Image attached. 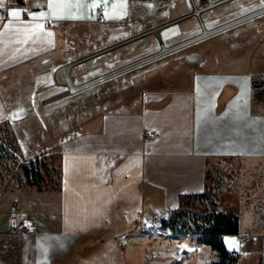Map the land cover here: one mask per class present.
<instances>
[{"label":"crops","instance_id":"crops-1","mask_svg":"<svg viewBox=\"0 0 264 264\" xmlns=\"http://www.w3.org/2000/svg\"><path fill=\"white\" fill-rule=\"evenodd\" d=\"M102 3V31H120L131 13L129 0H26V14L17 0H4L0 122L8 115L3 98L7 74L36 65L49 79L56 67L90 55L70 57L82 51H65L63 37L66 31L74 39L81 28L91 31ZM13 10L21 16L12 18ZM168 12L173 15L159 25L185 13ZM227 19L204 25L215 27ZM180 20L156 31L165 45L199 30L197 21L194 28L168 29ZM122 60L108 57L77 72L72 70L76 63L70 77L79 83L124 65ZM254 76L197 74L190 88L150 94L134 111L103 114L95 129L61 143L55 190L0 189L10 197L0 208V264H212L218 254L202 239L179 238L161 222L184 197L204 191L209 160L264 156V102L254 104ZM150 131L156 136L144 138ZM240 235L239 229L237 235L222 236L230 253H244ZM230 237L236 241L232 246L226 243ZM116 238L125 240L124 248ZM254 264H259L257 257Z\"/></svg>","mask_w":264,"mask_h":264},{"label":"rangeland","instance_id":"rangeland-1","mask_svg":"<svg viewBox=\"0 0 264 264\" xmlns=\"http://www.w3.org/2000/svg\"><path fill=\"white\" fill-rule=\"evenodd\" d=\"M260 2L233 0L205 11L202 17L206 22L230 19L257 7ZM129 4L131 13L120 29L123 39H116L120 31L114 27L102 31L104 26L99 20L91 24L90 33L81 28L78 38L65 32L63 49L82 51L81 55L70 57L93 54V50L99 52L136 37L78 63L73 71H83L108 57H121L123 64H127L157 51L159 35L141 34L173 15L168 11L183 13L190 9L185 0H129ZM195 22V17L189 16L169 25L168 29L194 28ZM198 32L200 28L195 34ZM140 53V57H134ZM55 69L49 79L36 65L9 73L3 79L8 115L0 122V189L55 190L59 146L69 138L95 129L103 114L134 111L150 94L188 89L197 74L249 72L254 76L264 71V15L74 94L55 84ZM254 99V104H262L258 98ZM9 199L7 193L0 192V208L8 205ZM212 213L234 215L240 236L246 238L239 246L244 253L233 264H254L256 257L259 263L264 250V156L209 160L204 191L184 197L166 221L170 218L173 221V230L169 227L172 235L201 239L194 231L208 228ZM231 240L235 238L226 241Z\"/></svg>","mask_w":264,"mask_h":264},{"label":"built area","instance_id":"built-area-1","mask_svg":"<svg viewBox=\"0 0 264 264\" xmlns=\"http://www.w3.org/2000/svg\"><path fill=\"white\" fill-rule=\"evenodd\" d=\"M189 3V7L190 9L185 12L180 18H186L189 16H193L195 17L198 27L201 29L203 28L204 25V19L202 17V14L212 8L221 6L225 3L231 2L233 0H187ZM18 4L24 9V13H27V9H26V0H17ZM105 7L106 4L102 3L101 5H99L98 7V12L96 14L97 20L102 21L105 19ZM259 14H263L264 15V0H261L260 5H258L257 7H254L253 9H250L240 15H237L235 17H232L230 19L225 20L224 22L216 25L217 26H222V25H230V27L239 25V24H243L246 23L252 19H255L257 17H259ZM261 16V15H260ZM195 35L188 37L186 39L180 40L178 42H175L173 44L167 45V50L169 52H166V54L171 53L173 51L179 50L181 48H184L188 45H191L199 40H195ZM183 43H186L184 46L182 45ZM163 45L164 43L162 41H160L159 43V49L157 51H154L152 53H149L148 55H145L143 57H141L137 62L136 66H139L141 64H144L146 62L155 60L157 58L162 57L165 54H162L165 51H161L163 49ZM134 66V67H136ZM134 67L128 68L124 71L130 70ZM57 70L58 67L55 69L54 73H53V79L56 85L64 87L65 91L69 94H74L77 93L83 89L92 87L94 85L97 84H101L103 82H105L106 80L112 78L113 76L121 73H117L116 71H113L114 69H109L108 71L102 72L94 77L88 78L82 82H79L80 86L78 87V89L73 90L70 89L69 86L64 83L61 79H59V76L57 74ZM122 71V72H124ZM65 81V80H64ZM250 87H251V91H252V95L254 98H258L260 100H262L264 102V71L259 72L256 76L252 77L250 79ZM144 138H153L156 136V134L153 131L144 133ZM11 209H15V205L13 204L11 206ZM155 220H160V218L158 216L155 217ZM239 241L243 242L246 240V238L244 236H239ZM116 243L121 247L124 248L126 242L125 240H123L122 238H116L115 239ZM232 255L236 258L239 259L242 257V253L240 251H234L232 252ZM259 264H264V250H263V256L262 259L260 260Z\"/></svg>","mask_w":264,"mask_h":264},{"label":"trees","instance_id":"trees-1","mask_svg":"<svg viewBox=\"0 0 264 264\" xmlns=\"http://www.w3.org/2000/svg\"><path fill=\"white\" fill-rule=\"evenodd\" d=\"M162 221L163 226L171 227L173 230V221ZM209 227L203 230H195L194 233L200 234L203 243L211 247L218 254L217 260L212 264H233L236 258L230 253L223 241L224 235H237L239 233V223L232 214L212 213L209 216Z\"/></svg>","mask_w":264,"mask_h":264},{"label":"bare ground","instance_id":"bare-ground-1","mask_svg":"<svg viewBox=\"0 0 264 264\" xmlns=\"http://www.w3.org/2000/svg\"><path fill=\"white\" fill-rule=\"evenodd\" d=\"M260 15H263V14H259L258 16H260ZM230 25L228 24V25H222V26H217V27H206V26H204L203 28L200 29V32L195 34V39L193 41H195V40L201 41V40L206 39L208 37H211V36H213L215 34L221 33L223 31H226V30H228L230 28L235 27V26L230 27ZM236 26H238V25H236ZM185 44L186 43H183L182 45L184 46ZM167 49H168L167 45L164 44L163 45V49L161 51H165V52H163L162 54H166V52H169V51H166ZM70 67H71V63L59 66L58 70H57V74L59 76V79H61L64 83H66L69 86L70 89L76 90V89H78L80 84L72 81V79L70 77V72H69Z\"/></svg>","mask_w":264,"mask_h":264},{"label":"water","instance_id":"water-1","mask_svg":"<svg viewBox=\"0 0 264 264\" xmlns=\"http://www.w3.org/2000/svg\"><path fill=\"white\" fill-rule=\"evenodd\" d=\"M180 19H181V18H177V19H175V20H173V21H170V22H167V23L161 24V25H159V26H156V27L150 29L149 31H146V32L142 33L141 35L148 34V33H150V32H156L157 30H159V29L162 28L163 26H166V25H168V24H170V23H173V22H175V21H178V20H180ZM139 36H140V35H139ZM137 37H138V36H137ZM134 38H136V37L130 38V39L125 40V41H122V42H120V43H118V44H115V45H112V46H110V47H108V48H106V49H104V50H101V51H99V52H95V53H93V54H90V55H88V56H85V57H83V58H80V59H78V60H76V61H73V62H71V66L74 65V64H76V63L82 62V61H84V60H86V59H88V58H90V57H92V56H94V55H97V54H99V53L102 52V51H107V50H109V49H111V48H114V47H116V46H118V45H120V44H122V43H125V42H127V41H129V40H132V39H134ZM138 61H139V60H135V61H132V62H130V63L124 64V65H122V66H120V67L115 68L113 71H116L117 73L122 72V71H124V70H126V69H128V68H131V67L136 66Z\"/></svg>","mask_w":264,"mask_h":264},{"label":"snow or ice","instance_id":"snow-or-ice-1","mask_svg":"<svg viewBox=\"0 0 264 264\" xmlns=\"http://www.w3.org/2000/svg\"><path fill=\"white\" fill-rule=\"evenodd\" d=\"M97 6H98V5L93 4V5H91L90 7L95 8V7H97ZM3 7H4V0H0V8H3ZM48 7H49V8H53L54 5L50 3V4L48 5ZM43 15H44V13H41V16H43ZM10 16H11L12 18H19V17L21 16V11H19V10H13V11L10 12ZM33 19H35V17H34ZM48 35H51V33H48ZM226 243H229V244H235L236 241H235V240H231V241H226Z\"/></svg>","mask_w":264,"mask_h":264}]
</instances>
